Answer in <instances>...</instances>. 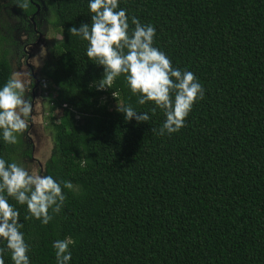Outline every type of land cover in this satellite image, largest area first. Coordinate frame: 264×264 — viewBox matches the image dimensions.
Wrapping results in <instances>:
<instances>
[{
  "label": "trees",
  "instance_id": "1",
  "mask_svg": "<svg viewBox=\"0 0 264 264\" xmlns=\"http://www.w3.org/2000/svg\"><path fill=\"white\" fill-rule=\"evenodd\" d=\"M118 3L130 28L133 17L155 27L154 46L195 74L204 97L184 127L161 134L164 110L139 104L124 74L96 87L104 69L69 31L91 24L88 0H16L27 18L44 6L59 34L41 71L57 94L46 119L56 149L43 174L73 184L47 224L3 193L19 210L30 264H56L52 244L65 237L70 264H264V0ZM1 22L0 6V30L8 27ZM14 46L0 32V86ZM128 105L150 120H126ZM28 131L15 144L0 139V156L29 167ZM0 249L13 264L3 239Z\"/></svg>",
  "mask_w": 264,
  "mask_h": 264
},
{
  "label": "clouds",
  "instance_id": "2",
  "mask_svg": "<svg viewBox=\"0 0 264 264\" xmlns=\"http://www.w3.org/2000/svg\"><path fill=\"white\" fill-rule=\"evenodd\" d=\"M88 8L91 24L82 23L69 31L71 35L88 42L87 56L90 60L95 59L104 69L96 87L100 90L109 89L113 81L124 74L132 93H139V104L151 101L164 110L166 118L160 129L161 134L165 131L168 134L178 132L184 127L195 102L204 97V88L195 74L173 67L170 58L154 46V26L142 24L133 17L132 24L135 27L130 28L126 10L119 7L118 0H88ZM15 43L13 48L20 51L21 45ZM42 54L43 48L39 55ZM29 57L27 64H30L32 56ZM27 70L31 69L28 67ZM32 73L35 75V72ZM41 75L42 72L37 76L36 71L40 92L32 94V97L26 95L28 80L25 74L14 69L11 77L0 86V139L5 143L17 142L18 134L28 127L30 114L35 122L41 120L43 124L46 123L53 105L52 99L57 94L53 91L52 83ZM42 81L48 83V96L44 93ZM38 98L50 104L49 109L41 115L35 112ZM119 111L129 121L135 119L137 122H147L151 118L149 112L137 111L131 105ZM151 111L155 112V108ZM72 188L71 181L61 182L52 175L42 174L36 166L24 167L0 156V239L6 241V249L11 251L13 264H30V246L21 231L23 224L19 222V210L9 203L3 193L6 192L7 196L20 204H26L33 217L47 224L52 219L50 210L51 213H59L64 206L66 194L63 189ZM73 244L71 237L53 241L56 264H70V246ZM4 250L0 249V252ZM0 264H4L3 256H0Z\"/></svg>",
  "mask_w": 264,
  "mask_h": 264
},
{
  "label": "rangeland",
  "instance_id": "3",
  "mask_svg": "<svg viewBox=\"0 0 264 264\" xmlns=\"http://www.w3.org/2000/svg\"><path fill=\"white\" fill-rule=\"evenodd\" d=\"M0 6L2 20L1 24H8V28L7 25L1 26V34L7 38H12L14 42H17L21 45L19 46L21 49L20 51L14 49L10 55L14 71H19L25 74V71L28 69L27 61L30 59L28 56H32L30 65L34 68L35 76L36 71L38 76L39 73H41V69L44 67L45 62L49 59V48L54 46L53 43L54 41L56 42V38L58 36L56 35L58 31L56 33L50 32V24L48 23L49 13H47V10L45 9L39 16H37L36 19H32L33 17L27 18L15 12L16 0H12L11 2L10 0H3V2L1 0ZM32 20L34 21L32 22ZM35 28L38 31L36 35L34 34L36 31ZM40 34L43 35V40L45 41H43V43L37 44ZM30 44H37V46H31ZM42 48L43 54L40 56L39 54L41 53ZM25 51H28V53H25ZM22 69H25V71H22ZM32 75L33 73L30 70L29 77L25 76V78L28 80V90L26 94L30 97L32 96L29 94V84L32 82ZM38 100L39 98L37 101ZM113 104L117 108L119 107L116 103ZM49 107L50 104H48V101L40 99L37 103V109L35 107V112L41 115L44 111H47ZM30 116L28 120V128L30 130L28 131L27 138L28 142L33 147L35 160L31 161L32 163H30L29 168L36 166L43 174L45 171L46 162L51 158L53 152H55L56 149L54 137H52L51 134L52 127L49 125L48 121H46L44 124L41 120L39 122H35L34 118ZM45 124L48 126H45Z\"/></svg>",
  "mask_w": 264,
  "mask_h": 264
},
{
  "label": "flooded vegetation",
  "instance_id": "4",
  "mask_svg": "<svg viewBox=\"0 0 264 264\" xmlns=\"http://www.w3.org/2000/svg\"><path fill=\"white\" fill-rule=\"evenodd\" d=\"M12 0H10V2H11ZM0 2H1V0H0ZM2 2H3V0H2ZM34 5L36 6V7H38L37 6V4L36 3H34ZM43 10H45V8H44V6H39V9L35 12V14H33L32 15V19H36L37 18V16H39L40 14H41V12L43 11ZM31 18V17H30ZM34 20H32V22H33ZM34 25L36 26V24L34 23ZM35 30H36V28H35ZM37 30L35 31V35L37 34ZM30 36H31V34H30ZM43 41V35L41 34V36H40V38L38 39V43L37 44H40L41 42ZM37 44H30L31 46H34V45H36L37 46ZM25 53H28V51L26 52L25 51ZM29 57V56H28ZM28 65V67L33 71V72H35L34 70H33V68L31 67V65L30 64H27ZM27 67V66H26ZM22 71H25V69H22ZM29 73H30V71L29 70H26L25 71V76H28L29 77ZM38 77H36L34 74L32 75V82L29 84V86H30V93L29 94H33V95H35V94H39V92H40V88H39V84H38ZM27 95V94H26Z\"/></svg>",
  "mask_w": 264,
  "mask_h": 264
},
{
  "label": "built area",
  "instance_id": "5",
  "mask_svg": "<svg viewBox=\"0 0 264 264\" xmlns=\"http://www.w3.org/2000/svg\"><path fill=\"white\" fill-rule=\"evenodd\" d=\"M42 86H43L45 95L48 96L49 95V91H48L49 86H48V83L46 81H42Z\"/></svg>",
  "mask_w": 264,
  "mask_h": 264
}]
</instances>
